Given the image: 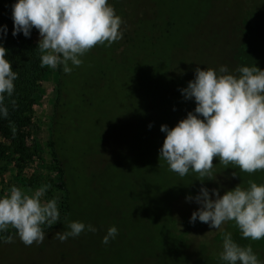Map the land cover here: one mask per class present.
I'll list each match as a JSON object with an SVG mask.
<instances>
[{"label": "rangeland", "instance_id": "374dc122", "mask_svg": "<svg viewBox=\"0 0 264 264\" xmlns=\"http://www.w3.org/2000/svg\"><path fill=\"white\" fill-rule=\"evenodd\" d=\"M125 3L138 23L133 47L122 51L114 42L98 44L67 75L66 106L58 125L69 191L63 220L66 193L58 185L51 146L55 69L47 66L33 107L27 150L32 155L7 163L0 172V196L14 185L29 194L50 185L43 199L58 198L62 221L51 231L42 225L46 238L39 245L25 246L11 227L0 233V264H223L222 250L208 237L221 231L199 221L189 223L199 206L185 197L196 195L201 184L222 188L223 195L233 188L223 187L233 172L246 187L250 181L264 183V170L225 168L216 157L213 176L203 182L191 172L180 177L158 158L166 135L160 125L173 127L195 107L179 89L194 78L196 67L227 65L234 72L240 63L248 64L250 56L236 52L242 39L256 42L257 61L264 66V34L249 18L257 5L264 9V0ZM71 221L91 223L98 230L60 242L54 234L66 231ZM113 225L116 238L102 244ZM8 235L13 242L3 243ZM181 238L185 243H179ZM176 245L179 254L173 258L170 248ZM251 246L264 261V239Z\"/></svg>", "mask_w": 264, "mask_h": 264}, {"label": "clouds", "instance_id": "9594fccd", "mask_svg": "<svg viewBox=\"0 0 264 264\" xmlns=\"http://www.w3.org/2000/svg\"><path fill=\"white\" fill-rule=\"evenodd\" d=\"M11 7L12 36L22 33L30 37L35 28L40 37V66L60 67L64 73L81 65V57L96 45L110 46L123 36L122 18L109 0H14ZM7 33V25H0V40ZM6 52L0 42V117L8 116L5 96L13 95L18 77ZM179 91L195 107L173 127L160 125L166 135L158 150L159 161L180 177L191 172L202 182L213 176L214 157L225 168L235 165L246 173L264 170V69L242 65L233 72L227 65L196 67L194 78ZM49 187L41 186L29 194L14 185L0 196V233L11 227L25 246L42 244L46 238L42 225L51 227L60 221L58 198L43 199ZM185 200L199 206L189 223L199 221L221 231L219 259L223 264H264L251 244L241 246L221 228L232 221L242 238L264 239V183L250 181L246 188L237 184L223 195L218 187L201 184L197 194L187 195ZM97 230L91 223L71 221L66 231H58L54 237L64 242ZM117 234L116 226L108 227L101 243L107 245ZM12 242V235L3 241Z\"/></svg>", "mask_w": 264, "mask_h": 264}, {"label": "trees", "instance_id": "16d2710c", "mask_svg": "<svg viewBox=\"0 0 264 264\" xmlns=\"http://www.w3.org/2000/svg\"><path fill=\"white\" fill-rule=\"evenodd\" d=\"M128 0H109V3L115 8L116 13L122 18L121 30L123 36L120 40L115 41V46L121 48L122 51L133 47L138 38V23L133 16L128 15V10L125 8ZM14 0H0V25H7L8 33L6 38L0 40L3 46L7 49L6 58L12 63L13 71L18 73L17 79L14 81L15 90L11 97L5 96V106L8 108V116L0 117V172L7 167V163L13 160H22L24 156L29 157L28 139L32 130L33 107L36 101V95L41 88L42 81L47 74V66L41 67V53L37 47L38 45V31L34 28L30 37H25L22 33L16 37L12 36L13 20L12 7ZM255 4V3H254ZM260 6V5H259ZM257 7V10H251L256 14H249L250 21L256 27V30L264 34V9ZM241 24V20L239 22ZM259 25V27H258ZM258 39V36L257 38ZM253 45V46H251ZM251 46V47H250ZM256 42L254 40L242 39L239 42L237 53L241 55L248 54L250 61L248 66L256 65L264 69L263 65L258 64V49H254ZM250 47V50H249ZM264 52V50H263ZM264 64V62H263ZM244 65L240 63L239 66ZM68 73H64L60 67L55 69L54 77V94L52 99V119H51V146L52 156L58 171V185L65 190L66 193V208L62 214V220L69 212V191L67 187V165L65 156H63L60 147V137L58 133V125L61 123L62 110L66 106V83ZM15 101V104L12 101ZM229 183L224 184V189L235 187L239 184L236 176H232ZM232 182V183H231ZM241 187L246 188L245 185L240 184ZM223 190L222 188H220ZM61 220V221H62ZM61 221L48 227V231L53 230L60 225ZM224 231L230 232L233 239L245 246L247 244L256 245L261 240L252 241L250 239L242 238L239 229L232 221L225 224ZM211 242L215 245L216 250H222V236L221 233L211 234L208 236ZM184 239H179L182 244ZM185 243V242H184ZM180 246H173L170 248L172 257H178V248Z\"/></svg>", "mask_w": 264, "mask_h": 264}]
</instances>
